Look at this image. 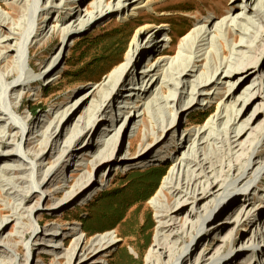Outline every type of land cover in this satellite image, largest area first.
<instances>
[{"label": "bare ground", "instance_id": "bare-ground-1", "mask_svg": "<svg viewBox=\"0 0 264 264\" xmlns=\"http://www.w3.org/2000/svg\"><path fill=\"white\" fill-rule=\"evenodd\" d=\"M4 1L0 0V10L6 12L9 18L0 15V150H6L5 154L0 155V162L4 163L0 170V183L9 187L1 201L6 200L7 205L11 206L12 215L2 218L9 211L0 205V227L14 221L20 224L15 236H8L4 241L1 239L4 228L0 229V252L5 254V258H0V264H32L29 256L38 248L55 253L57 258L53 264H61V259H66L65 264H100L96 261L98 257L110 253L116 246L112 234L96 235L86 240L80 235L84 234L82 228L76 226L80 223L75 222V226L65 230L73 241L69 250L62 252L56 245L48 247L45 245L47 239L60 242L65 247L66 232L45 228L36 231L31 220L35 219L39 225L40 202L50 197L58 198L59 191L51 188L61 173L75 166V163L78 167L85 166L86 174L77 180L71 192L62 200L51 202V212H59L91 193L96 178L91 179L88 165H82V160L75 159L95 148L92 143L94 138L102 139L91 158L92 168L97 167V176L104 175L107 169L110 171L117 167L126 169L134 164L143 165L155 157L162 160L166 157L164 152L158 156L154 154L162 150L174 136V122L178 114L185 107L187 110L196 108L199 101H205L208 105L212 97L218 96L220 89L224 90L223 94L227 97L219 111L204 131H189L183 137V142L177 148L182 156L172 160L171 170L151 199L159 225L156 237L146 253L145 264H233L245 260L250 264L256 256H259V262L253 264H264V223L261 221L264 206H260L264 205V201L259 205L254 202L255 195L260 194L264 198V0H235L227 11L228 19L216 24L212 18H206L201 27L192 28L182 40V43L187 39L191 41L181 49V63L178 66L165 61V42L160 39V35L165 32L167 25L156 27L146 22L136 32L123 61L99 85L87 91L67 110L61 111V115L54 118L55 121L35 120L32 123L20 117L17 104L21 102V95L18 88L24 86V82L30 86L36 85L34 69L28 60L30 47L40 39L42 41L48 35L51 36L54 31H51L50 19H47L38 24H42L40 29L32 32L39 0L38 3L36 0H21L20 5L11 6L3 4ZM47 1L41 5V15L48 17L55 13L58 22L67 20L72 23L70 29L62 32L58 51L63 56L68 41L75 36L72 26L76 22L74 18H80V13H61L68 0H64L62 6H59L62 0H50L49 6H46ZM80 1L70 0L73 4ZM144 3L145 0H123L120 5L118 0L115 6L103 7L102 0H96L91 7L92 11L88 12V19L78 26L88 28L87 24L92 25L110 14L129 18L144 8ZM147 33H150V37L146 40ZM166 36L170 41V37ZM19 38L22 40L18 49H10L11 41L17 42ZM216 44L220 47L218 53L214 51ZM23 50L27 52V57L21 55ZM10 52H16V61L7 59ZM22 57L32 74L26 73L25 65L19 64ZM151 57L160 60L155 65L151 62L142 73H137L136 68L141 60L143 62ZM57 61L52 59L46 66L43 80L52 79L61 62ZM202 65L206 66L198 70L197 67ZM123 74L121 84L111 95ZM149 75L153 77L143 85ZM156 76L157 79L153 81ZM138 78L143 81L141 87L128 89L127 86ZM167 78L169 81L165 82ZM249 81L252 90L248 88L239 97L240 87ZM165 84L171 92L166 97ZM131 96H136V99L143 96L141 111L148 105L155 110L153 113L160 109L167 111L169 122L160 117V123L154 121L149 127L142 119L145 133L140 149L134 152L135 144L139 141L137 136L138 140H130L128 146V151L134 154L124 158L113 155L115 140L121 131L124 136L132 126L135 127V116L131 118L125 112L118 120L112 117V112L119 100L126 103L121 109L130 111L132 102H127L132 100ZM78 101L81 102L77 105ZM88 103L84 118L80 116L74 128L69 130V123ZM252 105L259 112L256 114L254 111L242 120V110L245 107L248 110ZM138 126L136 124L137 132ZM35 127L40 130L32 138L29 132ZM108 127H114L113 131ZM64 131L70 136L68 141L61 143L63 146L57 150L58 157L49 168L40 172L42 164L51 156H56V147ZM112 132L115 135L112 136ZM19 139L23 145L30 141L36 145L31 152L21 151ZM101 149L104 152L99 153ZM14 159L19 160L17 164L10 163ZM47 177L53 180L51 184L45 183L44 178ZM237 207L236 212L231 214ZM248 226L252 228L249 235L240 244L236 243L234 231ZM28 233L32 235L33 244H28L26 254L17 260L14 254L19 253L20 248L13 239L24 241ZM211 236L217 237V240ZM188 242H193V245L188 246ZM199 245H207V249L197 255ZM35 246L38 248L35 249Z\"/></svg>", "mask_w": 264, "mask_h": 264}, {"label": "rangeland", "instance_id": "rangeland-1", "mask_svg": "<svg viewBox=\"0 0 264 264\" xmlns=\"http://www.w3.org/2000/svg\"><path fill=\"white\" fill-rule=\"evenodd\" d=\"M46 1L47 0H39L38 3L36 0L38 8L34 16L35 25L33 26L32 32H34L35 29L38 30L41 28L42 24H38L50 19V29L51 31L53 30L54 33L51 36L48 35L42 41L40 39L39 41L33 43L30 47L28 60L30 67L34 69L33 76L37 80L36 85L30 86L29 83L24 82V86L18 88V90H20L19 95H21V102L20 104H17L19 106V114L22 119L27 118L29 123H32L35 120L49 122V119L50 121L53 119L55 121V119L61 115V111L67 110L76 100L87 93V91L94 86L99 85L108 73L123 61L136 32L142 25L147 24L146 22L156 27L167 25L165 26L164 35H160V39H163L165 42L163 47L164 53H166L165 61H168V63L172 62L178 66L181 63V49L191 41L187 39L189 42L184 41V43H182L183 38L187 36L188 32L194 27H201L204 21H206V18H212L216 24H220L223 20L228 19L229 17L227 15V11L230 7H232L235 0H145L144 4L146 6L138 10V13H136L137 15L135 14L127 18L124 17V15L118 16L116 14H110L108 16H104L92 25L87 24L88 28L79 27L78 25L88 19V12L92 11L91 7L95 4L96 0H81L77 4H73L70 0H68L61 13L64 14L68 11L73 15L76 11H79L80 18H74V21L76 22L72 26V29H74L73 35L75 36H72L68 41L67 49L64 51L63 56L62 54L60 55L58 51L59 44L62 40V32L70 29L72 23H68L69 21L67 20L62 23L58 22V17L55 13L49 15L48 17L41 15V5ZM49 1L50 0L47 1L48 4L46 6H49ZM63 1L64 0H62V3L59 6L63 5ZM117 1L118 0H102V6H115ZM122 1L123 0H120V5L122 4ZM3 4L6 6L20 5L21 0H6ZM0 15L2 18H9L6 12H2L1 10ZM15 22L17 23L18 19H16ZM166 34L170 37V41L167 40ZM1 35L2 34L0 33V36ZM220 36H222V34ZM145 37L147 40L150 37V33H147ZM9 38L12 39L14 37ZM21 40L22 38H19V41L17 42L12 40L9 45L10 49H14L16 51L18 49V45L21 43ZM145 42H143V44ZM228 42L230 43V39ZM123 47H125V52L123 56L119 57V51ZM214 48L215 52L218 53L220 51L219 45L216 44ZM25 52V50L21 52L23 57L27 54V52ZM23 57L19 60V64L25 65V72L32 74L29 67L23 63ZM7 59H13V61H16V52H10ZM52 59L58 60L57 62H61L54 71L52 79L50 81H45L43 80V73L46 66L52 61ZM159 60L160 59L157 57H151V59L148 60L144 59L143 62L141 60L140 64L136 68L137 73H142L151 62L155 65ZM206 63H208V60H206ZM169 66L170 64L166 67ZM205 66L206 65L198 66L197 69L203 70ZM18 69H20L19 66ZM123 77L124 74L116 83L111 95L114 94L118 86L121 84ZM152 77L153 76L149 75L143 85H145L147 80ZM157 77L158 76H156L153 81H155ZM168 81L169 78L165 79V82ZM20 82H17L18 85H21ZM142 82L143 81L138 78V80L135 79L132 82V85H128L127 87L128 89H137L141 87ZM238 85L239 83L236 84L235 87ZM250 86L251 81L243 84L239 89L238 96L246 93L248 88L252 90V87L250 88ZM163 87L165 91L164 97L170 95L171 92L167 85L165 84ZM0 88L2 87L0 86ZM223 93V89L218 90V96L212 97L208 105L205 101H199V106L192 110H187L186 107L183 108V111L178 114L174 122V126H176L174 136L166 142V146H164L162 150H159L156 154H154V156H158L164 152L166 157L162 160L155 157L151 160V162L144 163L143 165L134 164L130 165L126 169L117 167L110 171L107 169L104 175L98 174L97 176V167L92 168L91 158L93 152L96 151V145L97 147L101 145L102 139L94 138L92 143L95 148L89 153L79 155L77 159H75L82 160V165H88V169L91 172V179L95 180L96 178V182H94L91 193L86 194L82 200H78L70 205H67L59 212H51L50 209L53 200L56 202L62 200L65 195L71 192L77 180L86 174L85 166L78 167L75 163V166H70L69 169H66L61 173L60 178L58 179L59 181L56 180L55 184L51 188L52 190L54 188L59 191L60 195L58 198L55 199L54 197H50L49 200L47 199L40 202L41 205L38 208L41 211L39 214L41 215L39 218V225L36 224L35 219L31 220V224L37 232L43 228L48 230L55 229L58 230V232H62L63 230L68 231L71 227L75 226V222H79L80 224L76 226L77 228H82L84 234L80 235L86 240H89L93 236L106 233L112 234V237L115 239L116 246L112 249V251L98 257V260H96L100 264H145L146 253L156 237V228L159 225V220L157 219L151 199L160 187L164 177L171 170L172 160H174V158L176 159L179 155L180 157L182 156L178 153L177 148L183 142V137L189 131H204L208 125H210L214 115L219 111V107L227 97V95H224ZM96 98L98 99L99 96ZM130 98L132 100L127 102L128 104L132 102V104H130V107L132 108L130 111H123L121 108L125 106L126 103L123 102V100H119L118 104L115 105L116 107L114 112H112V117L118 118V120L121 119L125 112H127L131 118L135 116V127L132 126L131 129H129V133L127 132L124 136L121 131L115 140L116 146L113 155H119L124 158H130L134 152H137L140 149V144L144 139L145 133V125L142 123V119H144V122L146 121V124L149 127V124L154 121H157V124L160 123V117H164V119L169 122V117H167L168 114L165 110H157V108H155L157 111L153 113L155 110L148 105L144 107L143 111H141L140 107L143 103V96L140 99H136V96H131ZM241 99L242 97L239 98L238 104L241 102ZM80 102L81 101H78L77 105L80 104ZM88 107L89 103L83 110H80V112L75 115V118L68 125L69 130L74 128L76 120L80 116L84 118V113H86ZM253 107L254 106L252 105L248 108V110L245 109L246 107L242 110L240 114V116H242V120H245V118L250 116L254 111L256 114L259 112V109L256 111ZM236 108L239 109V107ZM65 119L66 117L61 121V123H63ZM136 124L139 125L138 132L136 131ZM105 129L107 130L106 127ZM108 129L110 128L108 127ZM113 129L114 127H112L110 131H113ZM39 130L40 128L35 127L31 130V132H29V136L33 138ZM113 135H115V132H112V136ZM137 136H139V141L135 144V151L129 152V141L133 139L138 140ZM69 137L70 136H68L67 132L64 131L61 136L60 143H58V146L56 147V156L53 155V157L51 156L48 160H46L42 164L43 166H41L42 168L40 169V172L47 170L50 164L57 159V150L63 146L61 143L68 141ZM262 139H264V136ZM19 140L20 141H18V143H21V151L24 150V152H31L36 145L33 141H30L29 144L25 143L23 145V141L21 142V139ZM4 151L6 150H2V152L0 150V155L5 154ZM102 151L103 149H101L99 153ZM262 156H264V154ZM18 161L19 160L14 159L12 161L10 160V163L17 164ZM3 164L4 163L0 162V170H2ZM154 168L164 171V176L161 178L157 190L150 198H148L150 196L149 193L151 184H148L149 182H142L146 180L144 173ZM134 174H137L136 176H140V179L136 180L135 176L132 177ZM44 181L47 184H51L53 180L50 179V177H47L44 178ZM8 188L9 187H5V183H0V205L2 209L7 208L9 211V213L4 215L2 218H8L12 215L11 206L7 205L6 200L1 201V199L5 197L4 192ZM259 195L260 194L254 196V202H256L257 205H259L261 201H264L263 196L260 197ZM103 198L107 199L106 207L110 212H116V216L111 217V215H104L101 218L96 219L98 221L94 223V226L89 227L87 223L95 218V211L103 201ZM240 201L243 202V199H240ZM33 203H31V205ZM237 209L238 207L233 209L231 214H234ZM224 221L226 220H223V222ZM261 221L264 223V215L261 217ZM18 224H20V222H18ZM18 224L14 221L9 222L7 225L3 224L2 227H0V229L4 228L1 238L2 241H4L8 236H15V233L19 228ZM109 227L113 228L109 231L103 232V229ZM251 230L252 228L249 226L235 230L234 239L236 243L240 244L241 240L248 236ZM64 237L65 247H62L60 242L57 243L55 240L49 241L47 239V243H43L48 247L56 245L62 250V252H65L70 249L73 241L69 237V232H66ZM210 238H213V236ZM213 239L217 240V237ZM13 240L20 248V252L14 254L18 260L21 255L26 254L27 245L31 243L33 244L32 235L30 233L26 234L24 241L17 238H14ZM187 245L191 246L193 245V242H188ZM37 248L38 246H35V249ZM206 249L207 245H199L196 249V254H202ZM0 258H5V254L0 252ZM56 258L55 253L48 252L47 250L42 251L38 248V250H34L32 254H30L29 262L32 264H53L55 263ZM61 260V264L66 263V259ZM254 262H259V256L254 257L250 261V264H253ZM233 264H247V260L237 261Z\"/></svg>", "mask_w": 264, "mask_h": 264}, {"label": "trees", "instance_id": "trees-1", "mask_svg": "<svg viewBox=\"0 0 264 264\" xmlns=\"http://www.w3.org/2000/svg\"><path fill=\"white\" fill-rule=\"evenodd\" d=\"M124 52H125V47H123L119 51V57L123 56ZM136 175L137 174H134L132 177L135 176L136 177V180H139L140 179V176H136ZM144 175L146 176V180L143 181L142 183L149 182L148 184H151V186H150L151 189H150V193H149L150 196L148 197V198H150L154 194V192L157 190V187L159 185V182H160L161 178L164 176V171H160L157 168H154V169H151V170L145 172ZM102 200L103 201L99 205L98 209L95 211L96 212L95 218H93L92 220H90L87 223V225L89 227L94 226V223L98 221L96 219H99V218H101L104 215H111V217H115L116 216L115 215L116 212L115 213L112 212V211L110 212L109 209L106 207V201H107V199L106 198H103ZM112 228L113 227L105 228V229H103V232L109 231Z\"/></svg>", "mask_w": 264, "mask_h": 264}]
</instances>
